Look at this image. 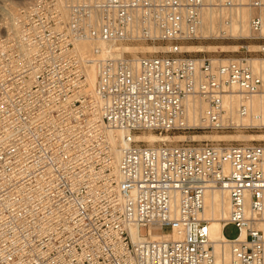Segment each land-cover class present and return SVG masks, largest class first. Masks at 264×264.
<instances>
[{
    "label": "built area",
    "instance_id": "1",
    "mask_svg": "<svg viewBox=\"0 0 264 264\" xmlns=\"http://www.w3.org/2000/svg\"><path fill=\"white\" fill-rule=\"evenodd\" d=\"M204 8L33 0L11 21L0 35V264H215L203 216L214 189L227 193L223 228L238 230L224 241L231 264H264V146L194 138L264 129L248 105L262 78L246 58L183 56ZM249 26L261 37L258 16ZM149 44L162 54L124 50ZM143 132L185 139L154 145Z\"/></svg>",
    "mask_w": 264,
    "mask_h": 264
},
{
    "label": "rangeland",
    "instance_id": "2",
    "mask_svg": "<svg viewBox=\"0 0 264 264\" xmlns=\"http://www.w3.org/2000/svg\"><path fill=\"white\" fill-rule=\"evenodd\" d=\"M32 1L33 0H0V35H2L5 31V28L3 27L4 22L8 21L9 18H16V16L20 13V10ZM224 1L226 0H206L208 8H213L212 12L209 13V9L204 8L201 35L198 39L185 43L184 47H182V54L183 56L191 57L206 56L214 60L219 58L248 59L251 65L254 67V71L259 73L262 78V86L260 87V90L262 88L263 90H261V92L259 90L260 93H258L262 96L260 104L264 123V78L262 76L264 73V51L260 50V47L264 46V0H231L235 4L231 9L224 8L223 6L219 5L224 3ZM254 1L257 3L260 2V7L257 8L254 4H250ZM257 16L261 20V37H258V33L252 32L249 26L250 19ZM220 27L223 28V31H219L218 28ZM230 33H233L234 35L230 36ZM237 33H240V35ZM197 48H201V50L197 51ZM124 50L133 55H156L162 54L163 49L161 47H152L149 44L142 45L138 48H128ZM253 60H256L254 62H256L257 65L253 64ZM258 63H260L262 66L259 67ZM258 100V96L254 95L252 102V111L254 114L257 113V107L259 105ZM253 124H257V122L254 121ZM118 133L119 132H117V134ZM148 133L153 132L136 133L135 136H138L136 139L140 142L154 145L161 143L159 140L146 141L149 139L142 137V135L144 136ZM198 134V136L194 137L195 139L208 141L215 144L220 143L228 145L242 143L261 144L264 146V129L257 127H250L248 129H242L234 132H200ZM170 136H172V134H170ZM178 136L182 135L178 134L175 135V137H170L164 141L176 143L178 140L185 139ZM260 225L262 226V224L259 222L258 226L263 229L264 226L261 227ZM237 232L238 230L233 224L226 225L222 231L223 236L228 239L234 238L237 235ZM222 247L223 254L220 257L222 258L221 264H227L228 246L222 245Z\"/></svg>",
    "mask_w": 264,
    "mask_h": 264
},
{
    "label": "bare ground",
    "instance_id": "3",
    "mask_svg": "<svg viewBox=\"0 0 264 264\" xmlns=\"http://www.w3.org/2000/svg\"><path fill=\"white\" fill-rule=\"evenodd\" d=\"M67 1V0H65ZM67 2H73L72 0H68ZM252 4H256L255 7H260L261 3H257V2H252L250 3ZM253 7V8H255ZM209 13L212 12V7H209ZM14 18H9L8 21L4 22V28L6 30L9 29V27L12 25V20ZM219 31H223V28L220 27L218 28ZM239 32V31H237ZM238 35H240V33H237ZM233 33H230V36H233ZM87 45H85V44ZM98 44H103L102 42H99ZM184 47V46H183ZM199 47V46H196ZM129 48V47H128ZM128 48H124V49H128ZM77 49L78 51H82V52H86L89 51L91 49V44L88 42H82V43H78L77 45ZM201 48H197V51H200ZM222 60H225L223 58H219ZM256 60H253V64L257 65L256 62H254ZM249 65L251 66V68L254 70V67L251 65L250 61L248 60ZM258 66L261 67L262 65L260 63H258ZM263 78H264V73L262 74ZM88 81L90 86H93L94 83V71L93 69L90 70L89 75H88ZM263 90V88L261 89ZM260 90V92H261ZM259 92V93H260ZM255 94V96H258V101H259V105L257 107V113L255 114H259V121L263 122V115L262 113V109H261V94ZM253 97L254 95L249 99L248 101V105H249V111H252V102H253ZM232 102L233 105H236L238 103V100L236 97H232ZM226 101H230L228 98H226ZM251 109V110H250ZM253 114V113H252ZM255 121V120H254ZM253 122V121H252ZM117 132H119L117 134ZM163 136V137H162ZM122 137V132L120 131H116L114 132H108L107 133V138L109 140V142L111 143L112 149H113V155H114V160L118 161L120 158V151H119V142L120 139ZM138 138V136H136ZM142 137H145L149 140L146 141H154V140H166L170 137H175V136H170L168 134H164V135H159L157 136V134H153V133H148L147 135H142ZM178 137H182V136H178ZM262 165H263V169H264V154H263V161H262ZM228 198H227V193L224 190L221 189H214L211 191H207L205 193L204 196V218L208 220V231H209V238L213 247V251H214V255H215V264H221L222 263V258L221 255L223 254V247L222 245H226V243L224 241H226L225 237L223 236L222 233V228H223V219H225L228 215L229 212V206H228ZM261 220L260 223L262 224V226H264V195H263V206H262V210H261ZM222 217V218H221ZM221 218V219H219ZM261 226V225H260ZM261 226V227H262ZM264 229V228H263ZM161 233H155L153 234V236H160ZM243 236V233L241 234V237ZM225 252V251H224ZM227 252V250H226ZM226 254V253H225ZM227 264H231V256L229 253V249H228V257H227Z\"/></svg>",
    "mask_w": 264,
    "mask_h": 264
},
{
    "label": "crops",
    "instance_id": "4",
    "mask_svg": "<svg viewBox=\"0 0 264 264\" xmlns=\"http://www.w3.org/2000/svg\"><path fill=\"white\" fill-rule=\"evenodd\" d=\"M222 231H223V228H222Z\"/></svg>",
    "mask_w": 264,
    "mask_h": 264
}]
</instances>
